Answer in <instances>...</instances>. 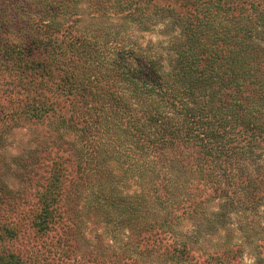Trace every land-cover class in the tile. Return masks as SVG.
<instances>
[{"label":"trees","instance_id":"1","mask_svg":"<svg viewBox=\"0 0 264 264\" xmlns=\"http://www.w3.org/2000/svg\"><path fill=\"white\" fill-rule=\"evenodd\" d=\"M9 1L0 264H264V0ZM84 201L122 212L124 244L86 247Z\"/></svg>","mask_w":264,"mask_h":264},{"label":"rangeland","instance_id":"2","mask_svg":"<svg viewBox=\"0 0 264 264\" xmlns=\"http://www.w3.org/2000/svg\"><path fill=\"white\" fill-rule=\"evenodd\" d=\"M6 0H0V13L4 11V8L8 9L11 12L14 9V6H12L13 1H9L5 3ZM127 28L128 32H126V35L128 36V39H132L135 41H138L139 43L143 45H147L151 41L155 43H159L160 41H167L170 37L168 34L164 33V26L162 24L154 27L150 31H141L137 27L131 25ZM121 29L125 30L126 28L121 27ZM29 131L27 129H20L14 132L13 136L9 140V149L7 150L8 152L11 153H18L20 150V147L22 146L21 143L25 142L28 139ZM120 186H122V191H129L130 189H135L134 187L131 188L132 181L127 178L126 181L120 182ZM84 204L86 206L84 207V211H82V216L84 217V220L82 222V227L84 228L86 232V239L83 240V243L86 245L87 248H91L95 251H102L106 250L107 251H112L115 250L116 248H119L124 242H126V237L128 235L127 230L125 229L124 224L119 222V219L121 217L122 212H110V217L113 218L114 220L111 221L110 223L105 222L106 221V213L105 211L102 212H90L92 210L91 206V201H84ZM210 207H215V203L209 204ZM84 206V205H83ZM127 210V208H123L122 211ZM105 213V214H104ZM126 215L128 216V211H126ZM179 222L181 226V231H187L190 228H192L193 221L189 220L188 218H185V220H180ZM183 221V222H182ZM179 224V226H180ZM236 225V224H235ZM223 234L224 231H221L219 234H215L209 237H206L209 242H212L210 244L214 245L216 244L217 246L224 242L223 241ZM237 237H240V233H236ZM257 237V235L255 236ZM256 240V238H255ZM100 248V250H99ZM102 249V250H101ZM209 249V247L207 248ZM55 254L61 259H64V246L60 247ZM254 250L252 245L246 244V255L244 256V264H251L253 261V255Z\"/></svg>","mask_w":264,"mask_h":264}]
</instances>
